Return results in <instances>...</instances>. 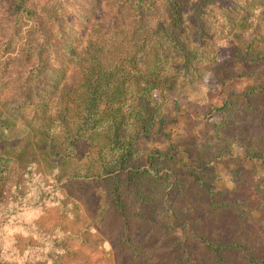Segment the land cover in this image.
Masks as SVG:
<instances>
[{
	"label": "trees",
	"instance_id": "obj_1",
	"mask_svg": "<svg viewBox=\"0 0 264 264\" xmlns=\"http://www.w3.org/2000/svg\"><path fill=\"white\" fill-rule=\"evenodd\" d=\"M63 2L0 0V45H9L0 59V96L20 101L18 114L29 124L55 127L41 142L24 138L20 157L0 153V212L13 204L11 190L26 175L20 160H36L28 154L34 142L47 170L55 165L59 179L84 185L85 206L110 203L121 222V264H143V242L134 239L123 205L122 191L131 186L137 199L163 215V247L153 256L165 264H209L208 257L212 264H264V243H255L248 229L262 216L264 199L247 203L249 214L240 215L243 197L215 190L211 178L219 159L231 160L235 151L242 157L230 162L247 169L246 176L255 175L257 165L264 168V30L216 66L224 97L210 113L220 118L203 150H191L197 145L191 139L164 147L159 160L141 148L142 138L169 144L176 134L167 129L178 119L169 118L152 94H174L197 82L202 66L216 62V40L240 28H264V0H88L78 24L67 22ZM58 56L61 63L50 71ZM235 81L244 86L234 90ZM161 164L170 172L159 175ZM241 173H234L233 187ZM164 179L165 200L159 193ZM257 182L264 193V178ZM167 234H174L172 241ZM76 235L85 243L91 237L86 230ZM83 248L69 253L60 245L44 264H72L70 255Z\"/></svg>",
	"mask_w": 264,
	"mask_h": 264
},
{
	"label": "rangeland",
	"instance_id": "obj_2",
	"mask_svg": "<svg viewBox=\"0 0 264 264\" xmlns=\"http://www.w3.org/2000/svg\"><path fill=\"white\" fill-rule=\"evenodd\" d=\"M63 3L69 9L66 16L69 24L82 22L83 9L91 5L88 0H64ZM73 27L75 28L73 25L69 26V28ZM263 30L262 25L258 31L240 28L230 37L216 40L214 42L217 53L216 62L202 66L201 77L197 82L174 94L167 93L163 96L158 92L152 94L154 102L162 103L163 110L169 118H177L178 122L167 129V131L169 129L176 131L171 139L173 142L169 144L166 138L161 139V143L154 142L153 138L141 139L143 140L141 148L146 157L155 155L159 159L158 155H161L159 160H163V155L158 151H162L167 146H176L178 142L188 143L191 139L197 142V145L196 143L192 145L191 150L199 151L205 148V143L212 134V123L218 122L220 118L218 114L210 116V113L215 114V107L220 105L224 97V94H221L223 87L218 83L216 76V66L229 56L235 46L250 42L254 35L262 33ZM8 47L7 43L0 45V59L7 58ZM65 47L66 44L62 42L61 55ZM59 63H61L60 56L55 57L50 71H53ZM232 86L234 90H238L244 86V82L235 81ZM174 102L177 105H174ZM19 103L17 99L0 96V153L10 157H20L19 151L22 150L20 142L24 138L38 141L44 133L51 134V128L55 129L50 122L41 126L40 122L29 124L25 119H21L17 111ZM33 148L34 152L28 154L34 155V158L39 161L36 164V160L30 159L21 164L22 160H20V167L24 166L26 175L19 179L21 187L18 189L13 187L11 190V195H16L13 197V204L0 212V264H44L47 258L57 255L60 245L64 246L69 253L76 248L84 247L80 252L81 255L76 257L70 255L72 264H121V250L116 246L121 222L111 211L110 203H106V206L102 204L96 209L93 208L96 201L92 200L85 206L81 201V197L87 195L84 185L65 183L64 180L59 179L55 165L54 170H47L43 166L38 146H34V142ZM236 156L242 157L239 151H235L231 160H234ZM231 160L219 159V164L212 170L213 187L215 190L229 189L234 191L236 197H243V212L240 215H248L247 203L256 206V200L260 202L264 199V193L258 189L257 182V179L264 178V168L257 165L255 166L256 174L246 176L247 169L235 168ZM156 170L159 175L170 172L165 164L158 165ZM238 170H242L243 173L233 179L239 180V184L233 187L232 178ZM243 183L245 186L242 187ZM167 186L166 182L159 190L164 200L167 199V196L163 194ZM132 187L135 188L131 186L122 191L123 205L129 215L134 239L143 242L144 252H141L143 264H153L151 254L153 256V252H159L163 247L165 237L162 228L163 215L151 202L143 203L142 200L137 199ZM236 190L243 194L238 196ZM14 191H16L15 194H13ZM146 197L149 198V196ZM164 206L167 207L165 204ZM97 213H100L98 218L95 216ZM252 214L256 215V213ZM248 229L255 233V243H264V210L262 216L255 218L254 224ZM81 230L90 232L89 242L85 243L76 235ZM93 236L98 238L100 244L95 245ZM171 236L173 237L174 234ZM172 237L169 239L167 234L168 240L172 241L174 238ZM93 249L95 252L89 254L88 251ZM153 260L154 264H165L159 256L158 258L153 256ZM206 261L212 264L213 258L208 257Z\"/></svg>",
	"mask_w": 264,
	"mask_h": 264
}]
</instances>
